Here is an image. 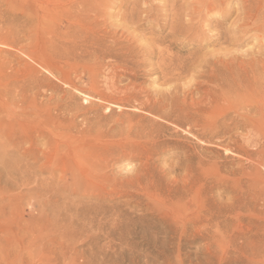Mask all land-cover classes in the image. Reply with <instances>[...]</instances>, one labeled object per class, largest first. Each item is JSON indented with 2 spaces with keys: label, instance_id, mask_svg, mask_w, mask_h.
I'll list each match as a JSON object with an SVG mask.
<instances>
[{
  "label": "rangeland",
  "instance_id": "rangeland-1",
  "mask_svg": "<svg viewBox=\"0 0 264 264\" xmlns=\"http://www.w3.org/2000/svg\"><path fill=\"white\" fill-rule=\"evenodd\" d=\"M62 1L64 4L63 8H65V6L74 7V11L78 9V11L82 10V13L84 12L83 9L85 12L87 10V12L83 14L89 15L87 18L88 21L90 17H93L90 19L92 21H86L85 23L86 26L88 24L90 25L87 27L84 25V29L82 28L84 31H88L84 32L82 36L84 40L82 38V40H77L79 41L77 45L80 50L77 49L76 51L79 53L82 49L83 51L80 53L85 55V53L87 54L97 47L96 50H98V52L96 55L98 58H94L93 60V57L90 59L88 55L85 56L84 62L89 69L83 70L77 68L75 66V61L72 59L62 61L56 58L53 52L48 49L46 50L47 52L42 53L38 49L39 46L30 41V36L35 32V27L33 26L34 18L31 16L35 15L37 9L35 4L39 2V0H0V264L255 263V261L259 259L253 256L254 252H261V250L264 249V100L262 102V107L258 105L261 101H259L256 106L254 105L251 107L256 108L257 112V114H255L254 111H252V115L254 113L256 117L258 115L260 116L255 118V115H253L254 123H252L253 126L252 124L250 125L251 128L253 127L252 130L249 126L245 127V125H243L244 121L236 119L235 124L239 125V129L237 127V129L233 130L231 132L233 135L221 134L219 137L216 136L217 139L216 137L212 139L214 143H207L205 141L207 137L202 139L204 140L202 143H198L192 136L185 133L183 134V131H176L177 129L172 125V129L174 130L171 131L170 123L158 122V120L154 119L151 115H144L145 112L147 113L149 110L145 109L144 111L143 108L141 109L142 106L140 105V103H145L146 101H149L150 105L156 102L158 103L159 100H162L161 98L163 95L165 96L163 93H169L166 98L167 100L164 99L166 102H161L167 103L169 98L168 103L174 101V105L173 102L171 103L174 108L181 107L178 109L184 110L187 113H192L193 106H197L200 99L202 100L201 96H203L202 102H206L204 101L206 100V91L204 90L208 89L205 82L208 80L207 75L209 74V69L202 67L205 62L217 59L218 57L214 58V56L223 51L229 52V57L239 59L237 60L238 62L242 60L247 61L251 58L250 55H252V53L250 55L244 54V51L248 49H252L256 52L253 57L259 56V53H257L259 42L256 40L258 37H255H260L262 34L260 32H255L256 34H252L253 32L250 34L249 32V35H247V33L243 40L247 37H251V39L248 38L250 41H247L248 44H246V46H234L231 42L230 45H232H227L225 50L223 48L222 51H220L221 48L219 49L220 46H214L208 39L217 32L221 33L222 31L223 33V30H227L225 28L232 31L235 30L234 27L240 24V22L236 19L235 13L230 15L227 14L225 10L228 9L231 11L233 7L232 11H234V8L244 5V3L245 5L247 3L250 4L251 0H249V2H247L248 0H222V2L224 1L222 5L223 8L221 7L220 10L213 9V11H209L210 13L203 10L204 13L201 11L198 19L194 17L195 21L193 18L191 20V17H184L182 11L188 6L185 10L187 11L194 4L198 3V0H192L194 4L192 2L189 4L191 0H151V2L150 0H98L99 3L96 0ZM70 2L72 5H69ZM225 2L228 4H224ZM122 3H124V5ZM151 3L153 5L156 3L154 6L155 8ZM157 3L159 5H157ZM82 4L87 5V8L85 9L86 6ZM156 5H162L164 7L157 9ZM97 6L101 7L97 8ZM149 6L152 7L150 8ZM225 6H227L226 9H224ZM33 7L36 8L34 9ZM50 7L52 6L50 5ZM167 7L169 8L167 9ZM172 7L174 9H170ZM197 7L199 6H193V8ZM169 9L171 11L175 10L176 12H171ZM32 10L35 11L33 12ZM125 11H129L127 15ZM164 11L166 13H164ZM215 11L218 12L216 13ZM121 12H123V14H121ZM171 13H173V16ZM175 13H177V15ZM218 13L223 14L219 15ZM226 14L228 17L225 16L224 20H219L221 16ZM94 15H96V17H94ZM122 15L126 16H123V18ZM129 15H131L130 18ZM1 16L4 17L2 18ZM24 16L28 17L26 18ZM12 17L17 18L13 19V21L11 19ZM120 17L123 19L126 18L127 20L125 19L126 21L124 20V22ZM201 17L209 19L210 22ZM23 18L29 20L27 21ZM30 20L33 21V23L30 22ZM176 20H178V22H183L181 25L186 24L189 27H187V29L185 28L184 31H177L176 29V33L178 32L177 35L180 37H177V35L173 37L171 35L167 38L166 34L171 32L169 29H171V26L174 24L173 22ZM190 21L193 22L191 23ZM20 22L22 24H20ZM25 22L29 23L23 25ZM189 22L192 25H190ZM205 22L206 24H204ZM126 23H128V25ZM196 24L197 26H195ZM62 25L59 31L66 29V32H68L69 26L65 22H63ZM198 25H203V28L198 27ZM164 27H166V30ZM31 28L33 29L30 30ZM89 28H93V30L90 29L93 32L89 31ZM124 28H126V30L128 28V33ZM200 29L203 30L200 32ZM89 33L93 37L91 35L88 36ZM113 33H117L119 36H113ZM182 33L183 36L181 35ZM68 34L63 35V37L61 36V38L64 39H57L58 41L54 39L51 44L52 48L54 50L56 49L58 52H61V49L65 52L67 46H74L75 49L74 42L76 41L70 38V33ZM86 34L88 37H86ZM229 34L226 35V37L232 35V33ZM198 35H200V37ZM100 37L102 43L99 40ZM94 38L97 39L95 40ZM60 40L63 41V43L60 42ZM91 40L94 41L91 43ZM98 40L100 43L97 42ZM57 42L58 44L60 43L59 47L61 46V49H57ZM65 43L66 47L63 48L62 45H65ZM103 43L105 44L103 45ZM112 43L114 44L112 45ZM117 43L118 45L120 44L119 47ZM238 43H240V41ZM47 44H49V42ZM54 44L56 47H54ZM91 44L92 47L90 46ZM80 45H82L83 48ZM86 46H88V48H86ZM120 46H122V48ZM128 46H130L129 49H127ZM138 46L140 47V51ZM71 47H67V50L70 49L72 51L73 48ZM109 47H111V49H109ZM254 47L257 49H254ZM226 48L228 50H226ZM85 49H88V51ZM70 50L68 51L70 52ZM102 50H104V52ZM110 50L112 52H110ZM128 50H130V52ZM141 50H143V52ZM145 50L152 51L151 57L142 58L141 55L144 56ZM70 54L73 53L70 52ZM125 55L130 57L128 58ZM124 58H128L127 61ZM130 58L131 60H129ZM89 59L91 61H89ZM123 62H125V64ZM134 62L141 66H137ZM142 62H146L147 64L151 62L153 65L150 63L151 65L148 64L149 66H147L145 63L146 65L144 66ZM159 66L161 69L158 68ZM164 67H167V70L171 69V72H166ZM168 67L170 69H168ZM152 69H154V71H152ZM158 69L162 71L165 70L163 72L164 80L162 79L163 73ZM129 70L132 72H129ZM156 70L158 71L156 72ZM134 71L135 73H133ZM176 73H179V77L175 79ZM165 75L171 76L172 79L168 77V81L165 80ZM80 76L83 77L81 80H79ZM89 77L93 80L95 87L100 88H97L98 93L106 97L105 99L107 100V104L106 102L105 104L104 102H99L98 97H95V99H97L94 100V104L100 107H97L98 109L102 110L106 108L105 111L103 110L102 112L107 114H103L107 121H103V127L105 129H102L106 130L113 127L114 120L116 119V117L114 119L113 115L116 116V109L119 108L122 111L124 109V113L122 114L123 120H127V116L131 114L130 116H132V119L135 121L134 123L131 119L132 124L139 125L143 123L140 126L146 127L148 125L147 127H150V120L153 119V121L151 120L152 122H158V124H162V126L165 127L160 128L157 126L159 130L154 128V135H151L152 138L150 136L149 138H142L141 140L145 141H138L139 147H137L138 145L133 146L135 149L129 147L128 151L127 147H125L122 148V151L120 150L121 148H115L114 151H109V153L105 155L106 157L104 156V160L98 165L93 163L92 166H81L73 160H63L62 153L59 152L55 154L54 152L60 137L72 134L75 130V126L80 129L84 128L86 125L88 126L87 122L89 125L94 122L92 119L90 123L93 114L87 111L90 109L89 105L86 107L88 103H81V100L84 98L79 95L77 91L79 88L85 90L90 88ZM171 82H175L173 84H175L176 87ZM130 84L133 87H131ZM127 85H130V89ZM168 85L169 87L167 88L166 86ZM113 88L115 90L117 89L116 94ZM110 89L111 91H109ZM159 91L160 93H158V96L160 97L158 98L156 93ZM136 92L137 95L139 94V97H137L135 101L133 99H130V102H128V99L127 101L122 100L125 107L123 108V106H121L123 104L119 100L125 97L122 96V93L136 94ZM171 93L173 95L176 93V95L173 96ZM113 95L116 97H113ZM148 96L151 97V99ZM171 96L175 99L171 98ZM175 96L178 97L177 100ZM77 98H79L78 100L80 103L77 102ZM108 98H110V101ZM175 100L179 102L181 106H178ZM108 101L110 103H112V101L115 103L121 102V105L119 106V104H116L113 107L108 106ZM160 101L158 104H161ZM234 101L235 103L232 106V110L236 113H229V120H224L225 124H229L230 118H232V116L234 117L235 114L242 115L247 112V108L245 106L243 107L241 104L240 97H234ZM98 102L99 104H97ZM75 103H77V106L79 105L78 107H81L82 110H85H81L80 112V108H76L77 106ZM136 103L140 106H136ZM182 105L183 107L185 105V107L190 108H183ZM133 106L136 107L134 108ZM259 107H261L262 115L258 113L260 110ZM40 108H42V111L37 110ZM108 108L110 110H108ZM76 109L79 111L76 112ZM139 109H141L142 112ZM257 109L259 110L257 111ZM114 110H116V113L113 112V114L112 111ZM121 110H118V113H122ZM130 110H134V114L138 112L144 117L142 118V116L138 114L141 118L137 115L139 119H136V114L134 116ZM110 111L111 113H109ZM108 114H113L112 118L114 120L112 118L111 120ZM89 115H91V117ZM149 117L151 119H149ZM84 118L86 124L83 121ZM128 118L130 121L131 117L128 116ZM144 118L146 120H144ZM110 120L113 121V123L111 122V125H105L107 122L109 123ZM137 120L140 123H138ZM144 121L149 122V124ZM162 132L165 133V135H163ZM168 132L173 134L172 137L175 139H172ZM235 135H237V137ZM23 136H25L27 140L18 143L19 140H22ZM178 136V139L182 136L180 139L181 142L176 139ZM161 137L162 140L164 139L163 141L167 140V143L163 142ZM157 139L158 145H156ZM183 139L186 141L183 142ZM147 140L149 142L152 141L151 143L153 144L149 143ZM169 140L172 141L170 142ZM173 140H178V142H173ZM145 143H147V145ZM182 143L184 145H182ZM194 143L195 145L197 144V146H195ZM161 144L164 146H161ZM185 144L188 147L185 146ZM211 144L215 145L211 147ZM227 144L232 145L231 151L225 150ZM140 145H142V147H140ZM152 145L156 147L153 146V149H151ZM193 145L195 149L191 147ZM147 146L150 148L147 149ZM200 146H203L202 149H200ZM221 146L223 147L221 148ZM162 147L163 149H161ZM137 148H139L138 154ZM154 148H157V150L160 148V150L157 151ZM149 149L151 150L150 152H148ZM131 150L134 154L130 152ZM208 150L211 151L209 152ZM124 151L127 152L124 153ZM118 152L122 155L124 153V155H119ZM189 152L191 154L194 152L195 161L206 159L207 161H205L210 164L209 166V164L206 163L204 174L201 176L202 180L197 185V187H199V185L202 186L201 200L203 204L201 210L207 219V222L204 221L202 225L196 223L199 209L198 211H194V207H192L194 212H191L185 210L183 207L184 203L188 205L189 198L186 192L185 194L182 192L184 190L186 191L185 183L188 182V172L185 166L187 164L186 157L188 158L191 155ZM207 152H209V155H207ZM213 153L219 156L216 157ZM247 153L250 155L249 158L246 156L248 155ZM115 154L117 155L115 156ZM209 156L212 158L210 159ZM214 156L216 160L213 159ZM145 158L149 161V164ZM212 161L217 162L213 163ZM211 162L213 163L212 166ZM146 164H148L149 167ZM130 168H132L131 171ZM140 169L144 170L141 171ZM146 169L149 170V173H147ZM145 173L148 175L151 174L154 183H157L155 186H158L155 187L156 190H153V193L155 194L157 192L158 194L154 195L152 191L148 194L143 191L138 192L136 188H134L135 186H131L127 182L124 184L125 181H133V179H137L139 175L142 176ZM84 174L92 175L93 179L90 182L83 181L82 176ZM127 184L129 186H127ZM181 184L182 186H180ZM133 188L135 191H133ZM173 193H175V196ZM148 195H154L152 196L153 199L156 197L159 198V200L156 198V200L154 199L155 201L151 200L152 197L150 198ZM156 195H158V197ZM165 195H168V198L173 197V200L171 198H166ZM183 196H186L185 199ZM160 197H162L161 200ZM179 197L184 200L181 198V200H179ZM156 201L158 204H156ZM162 201L165 202L166 206ZM176 202L178 204H176ZM176 208H178L177 211Z\"/></svg>",
  "mask_w": 264,
  "mask_h": 264
},
{
  "label": "bare ground",
  "instance_id": "bare-ground-1",
  "mask_svg": "<svg viewBox=\"0 0 264 264\" xmlns=\"http://www.w3.org/2000/svg\"><path fill=\"white\" fill-rule=\"evenodd\" d=\"M68 1V0H67ZM73 1H76V0H73ZM73 1H72V3H73ZM84 1V0H83ZM88 1V0H87ZM98 3H99V1L98 0H96ZM127 1V0H126ZM129 1V0H128ZM137 1V0H136ZM196 1V0H195ZM194 1V2H195ZM86 2V1H85ZM124 2V1H123ZM150 2H151V0H150ZM191 2L193 3V1L191 0L190 2H189V4H191ZM224 2V1H223ZM223 2H222V0H206V1H202V0H198V3H196V4H194L195 6H199V7H197V8H193V6L192 7H190V8H192V9H188L187 11H189V12H187V11H185L186 10V8L188 7H186L185 9H184V11H182V13H184V14H182L184 17H191V20H192V18H193V20L195 21V19H194V17L195 18H199L200 17V14H201V11H203V10H206V12L208 11H210L211 12V10L213 11V9H217V10H220L221 9V7H222V5H223ZM244 2V1H243ZM247 2H249V0L247 1ZM246 2V3H247ZM76 3H78V2H76ZM84 3V2H83ZM86 3H88V2H86ZM129 3V2H128ZM154 3V2H153ZM167 3V2H166ZM123 5H124V3H122ZM152 4V3H151ZM150 4V5H151ZM156 4V3H155ZM155 4L153 5V7L155 6ZM161 4V3H160ZM165 4V3H164ZM188 4V5H189ZM224 4H228V3H224ZM248 4V5H247ZM246 5H245V3H244V5H240L239 7H236V8H234L235 10L234 11H232L233 10V7H232V9H231V11L230 10H228V9H226L227 8V6H225V8L224 9H226L225 10V12L227 11V14H230V15H232V14H236V19L240 22V24H238V25H236L234 28H235V30H229L228 28H225V29H227V30H223V33H222V31H221V33H219V32H217L216 34H213V36L212 37H210V38H208L209 39V41H211V43H213V45L215 46V45H217V46H220L219 47V49H220V51H222L223 50V48H224V50H225V47H227V45H230V43L232 42L233 43V45L234 46H238V47H242L241 45H245L246 46V44H248L247 43V41H250V40H248V38H250L251 39V37H247V38H245L244 40H243V38L244 37H246L245 35L247 34V35H249V32H250V34L252 33V34H254L255 32H260V33H262L261 35H263V36H261L260 35V37L259 36H256L255 38H257L256 40H257V42H259L258 43V45H259V48L257 49V48H255L254 47V49H257L258 51H257V53H259V56H256V57H253V55L254 54H256V52H254V50H250V49H248V50H245L244 51V54L245 55H250L251 53H252V55H250V59H248L247 61H237V60H239V59H237V58H235V57H229L230 56V53L229 52H227V51H223V52H221L220 54H218V55H215L214 56V58H217V59H213V60H211L210 62H205V64L202 66V67H204V68H208L209 69V74L207 75V78H208V80H206V85H207V87H208V89L207 90H204V91H206L205 92V95H206V100H204V101H206V102H202V100H203V96H201L202 97V100L200 99V101L198 102V104H197V106L195 105V106H193L194 108H193V111H192V113H187L186 111H184V110H181V109H178V108H181V107H178V108H174V101H172L173 102V105L171 104L172 102H170V103H168L169 102V98H168V101H167V103H164V102H166V101H164V99H166L167 98V95L169 94H166V93H163V94H165V96L163 95V97L161 98L162 100L161 101H164V102H161L160 100V103L161 104H158L159 103V101H158V103L156 102V103H154L153 105H150V103H149V101H146L145 102V98H144V102L145 103H140V105L142 106L141 107V109L143 108L144 109V111H145V109H148V110H146V111H148L147 113L145 112V114L144 113H142V114H144V115H151L152 117H154V119H157L158 120V122L159 121H162V123L163 122H165V123H167V124H169L170 125V129H171V131L172 130H174V129H172L173 127L175 128V129H177L176 131H178V130H181V131H183L182 133L184 134H187V135H189V136H192L196 141H198V143H202V141H204V140H202L203 138H206L207 137V139L205 140L207 143H214L213 142V140L212 139H214L216 136H218L219 137V135H228V134H231V132L233 131V130H235V129H237V127L239 126L238 124L236 125L235 123H236V119H241L242 121H244L243 122V125H245V127H250V125L252 124V123H254V121H253V115H255V114H257V112H256V108H251L252 106H256L258 103H259V101H261V103H259L258 105H260L261 107H262V102H263V100H264V0H251L250 1V4L249 3H247ZM50 5L52 6V7H50ZM58 5V6H57ZM67 5H68V2H67ZM69 5H72L71 4V2H70V4ZM76 5V4H75ZM79 5V4H78ZM82 5H84V6H86L85 7V9L87 8V5H85V4H82ZM98 5H100V4H98ZM128 5V4H127ZM157 5H159L158 3H157ZM156 5V8L158 9V8H162V7H164V6H157ZM166 5V4H165ZM35 6H37V9H36V11H35V15L34 16H31L32 18H34V24H33V26L35 27V32L30 36V41L31 42H33L35 45H37V46H39L38 47V49H39V51L40 52H42V53H45V52H47L46 50L48 49V50H50L51 52H53V54L56 56V58H58V59H60V60H62V61H68V60H70V59H72V60H74L75 61V66L77 67V68H81V69H89V68H87V64L84 62L85 60V56L86 55H88L89 56V58L91 59L92 57H93V60H94V58L96 59V58H98V56L96 55L97 54V52H98V50H96V48L94 49V50H92L91 52H88L87 54L85 53V55L84 54H81L82 52L81 51H83L82 49H81V53L79 52V53H77L76 51H77V49H78V45H77V42H79V41H77V40H79V39H81L82 38V36L84 35V32H87V31H84L83 29V26L85 25V23H86V21H88L87 20V18H88V16H87V14H83V13H86L87 12V10H86V12H85V10L83 9V13H82V10H79L78 11V9H77V11L75 10L74 11V7H70V6H65V8H63L64 7V4H63V1L62 0H39V2H36V4H35ZM79 6H81V5H79ZM170 6V5H169ZM237 6V5H236ZM94 7V6H93ZM92 7V8H93ZM98 7H101V6H97V8ZM150 7V6H149ZM152 7V6H151ZM150 7V8H151ZM34 8V7H33ZM32 8V9H33ZM36 8V7H35ZM34 8V9H35ZM74 8V9H73ZM77 8V7H76ZM81 8V7H80ZM155 8V7H154ZM169 7H167V9H168ZM223 8V7H222ZM105 9V8H104ZM156 9V10H157ZM159 9V10H160ZM170 9H174L173 7L172 8H170ZM169 9V11H171ZM90 10V9H89ZM94 10V9H93ZM133 10V9H132ZM162 10H164V9H162ZM161 10V11H162ZM180 10V9H179ZM33 11V10H32ZM33 11V12H34ZM91 11V10H90ZM95 11V10H94ZM107 11V10H106ZM108 11H109V9H108ZM136 11V10H135ZM173 11H175V10H173ZM173 11H171V12H173ZM222 11H224V10H222ZM93 12V11H92ZM126 12V11H125ZM124 12V13H125ZM127 12H129V11H127ZM127 12H126V15H127ZM134 12V11H133ZM132 12V13H133ZM176 12V11H175ZM178 12V11H177ZM209 12V13H210ZM216 13L218 12V11H215ZM32 13V12H31ZM110 13V12H109ZM132 13H130V14H132ZM164 13H166L165 11H164ZM203 13H204V11H203ZM90 14V13H89ZM91 14H93V13H91ZM96 14V13H95ZM121 14H123V12H121ZM142 14H143V12H142ZM176 15H177V13H175ZM219 14V13H218ZM217 14V15H218ZM223 13H221V14H219V15H222ZM227 14L226 15H223V16H221V18L219 19V20H221V19H225V16H227ZM125 15V16H126ZM171 15L173 16V13H171ZM213 15H215V14H213ZM10 16H13V15H10ZM17 16V15H16ZM29 16V15H28ZM27 16V17H28ZM124 15H122V17H123ZM124 16V17H125ZM130 16L131 15H129V18H130ZM204 16V15H203ZM2 17V16H1ZM4 17V16H3ZM2 17V18H3ZM14 17V16H13ZM11 18L12 20L13 19H16V18ZM21 17V16H20ZM24 17H26V16H24ZM26 17V18H27ZM94 17H96V15H94ZM98 17V16H97ZM119 17V16H118ZM117 17V18H118ZM123 17V18H124ZM133 17V16H132ZM215 17V16H214ZM228 17V16H227ZM8 18H10V17H8ZM30 18V17H29ZM93 18V17H92ZM91 17H90V19H92ZM121 18V17H120ZM123 18H121V20L123 19ZM202 19L204 18V17H201ZM206 18H207V16H206ZM206 18H204L206 21H208V22H210L209 21V19H206ZM208 18H210V17H208ZM19 19V18H18ZM17 19V20H18ZM23 19H25V18H23ZM31 19V18H30ZM89 19V21H92V20H90ZM99 19V18H98ZM97 19V20H98ZM104 19V18H103ZM119 19V18H118ZM126 19V18H125ZM125 19H123L122 21H124ZM185 19V18H184ZM201 19V20H202ZM3 20V19H2ZM11 20V21H12ZM21 20H22V18H21ZM21 20H19V21H21ZM25 20H29V19H25ZM31 20H33V19H31ZM30 20V22H32L33 23V21H31ZM127 20V19H126ZM125 20V21H126ZM218 20V19H217ZM222 20V21H223ZM14 21V20H13ZM24 21V20H23ZM88 21V22H89ZM101 21V20H100ZM105 21V20H104ZM124 21V22H125ZM128 21H129V19H128ZM131 21V20H130ZM181 21H183V20H181ZM186 21V20H185ZM185 21H184V23H185ZM187 21H189V20H187ZM221 21V22H222ZM16 22H18V21H16ZM63 22H65L69 27H68V32H66V29L65 30H63V31H59V29L63 26L62 24H63ZM95 22V21H94ZM160 22V21H159ZM166 22V21H165ZM191 22V21H190ZM189 22V23H190ZM193 22V21H192ZM191 22V23H192ZM198 22V21H197ZM225 22V21H224ZM238 22V23H239ZM27 23H29V22H25L23 25H26ZM97 23V22H96ZM174 24L171 26V29H169V31H171L169 34H166L167 36V38H169V36H175V35H177V33H176V29H177V31H180V30H183L184 31V29L186 28L187 29V27H189V26H187L186 24H182L181 25V23H183V22H178V20H176V21H174L173 22ZM190 23V25H192ZM195 23V22H194ZM214 23V22H213ZM217 23H218V21H217ZM20 24H22L21 22H20ZM110 24V23H109ZM127 25H128V23H126ZM188 24V23H187ZM204 24H206V22L204 23ZM88 25H90V24H88ZM87 25V26H88ZM98 25V24H97ZM134 25V24H133ZM136 25V24H135ZM194 25V24H193ZM29 26V25H28ZM86 26V25H85ZM86 26V27H87ZM110 26V25H109ZM122 26V25H121ZM126 26V25H125ZM178 26V27H177ZM195 26H197V24L195 25ZM203 26V25H202ZM201 25L199 26L198 25V27H200V28H203ZM207 26H208V24H207ZM206 26V27H207ZM117 27V26H116ZM194 27V26H193ZM192 27V28H193ZM29 28V27H28ZM27 28V29H28ZM80 28H81V30H80ZM83 28V29H82ZM98 28H99V26H98ZM100 28H102V27H100ZM114 28V27H113ZM121 28V27H120ZM165 28V30H166V27H164ZM233 28V29H234ZM33 28H31L30 30H32ZM85 29H87V28H85ZM91 28H89V31H91V30H93V28L90 30ZM97 29V28H96ZM96 29H95V32H96ZM104 29V28H103ZM116 29V28H115ZM117 29H118V27H117ZM117 29H116V31H117ZM125 30H126V28H124ZM197 29H199V28H197ZM101 30V29H100ZM100 30H98V31H100ZM119 30V29H118ZM121 30V29H120ZM127 30H128V28H127ZM126 30V31H127ZM190 30V29H189ZM203 29H200V32L202 31ZM66 33H65V32ZM102 31V30H101ZM105 31V30H104ZM185 31H187V30H185ZM191 31V30H190ZM193 31V30H192ZM91 32H93V31H91ZM113 32V31H112ZM182 32V31H181ZM212 32V31H211ZM22 33H23V31H22ZM68 33H70L71 35H70V38H73L72 40H74V41H76V42H74V45H75V49H74V46L73 47H71V46H67V47H71V48H73L74 49V51H73V49H72V51L70 50V49H68V50H70V52L71 53H73V54H70V52L67 50V47H66V43H65V45H62V47L64 48V47H66L65 48V52L64 51H62V49L59 47V44H58V42L56 43L57 45H58V48L57 49H61V52H64V53H61V52H58V51H56V49L54 50L53 48H52V46H51V44H52V41L54 40V39H56V41H58L57 39H60L61 38V36L63 37V35H66V34H68ZM99 33V32H98ZM103 33V32H102ZM105 33V32H104ZM120 33H121V31H120ZM127 33H128V31H127ZM127 33H125V34H127ZM164 33V32H163ZM191 33V32H190ZM229 33H232V37L231 36H228V37H226V35H228ZM100 34V33H99ZM106 34H107V31H106ZM105 34V35H106ZM114 34V33H113ZM112 34V35H113ZM193 34V33H192ZM196 34V33H195ZM200 34V33H199ZM256 34V33H255ZM89 35H91L90 33L88 34V36ZM115 35H117V37L119 36L117 33L116 34H114L113 36H115ZM182 36H183V33L181 34ZM188 35V34H187ZM202 35V34H201ZM230 35V34H229ZM27 36V35H26ZM72 36V37H71ZM87 36V34H86V37H88ZM92 36V35H91ZM98 36V35H97ZM101 36V35H100ZM106 36H108V35H106ZM186 36V35H185ZM190 36V35H189ZM196 36V35H195ZM199 37H200V35H198ZM251 36H253V35H251ZM28 37V36H27ZM67 37V36H66ZM85 37V38H86ZM93 37V36H92ZM91 37V38H92ZM96 37V36H95ZM110 37H111V35H110ZM177 37H180L179 35H177ZM197 37V36H196ZM68 38H69V34H68ZM98 38V37H97ZM96 38V39H97ZM113 38V37H112ZM254 38V37H253ZM61 39H64V38H61ZM83 39V38H82ZM81 39V40H82ZM95 39V38H94ZM95 39V40H96ZM102 39H103V37H102ZM123 39V38H122ZM69 40H71V39H69ZM84 40V39H83ZM86 41H88L87 39H85ZM99 40L101 41V37L99 38ZM99 40L97 41V42H99ZM105 40V39H104ZM108 40V39H107ZM112 40V39H111ZM167 40V39H166ZM185 40V39H184ZM193 40H194V38H193ZM67 41V40H66ZM92 41H94V40H91V43H92ZM116 41V40H115ZM240 41V43H238ZM49 42V44H47ZM55 42V41H54ZM60 42H62L63 43V41H61L60 40ZM69 42V41H68ZM96 42V43H97ZM192 42H194V41H192ZM100 43V42H99ZM101 43H102V41H101ZM116 43V42H115ZM252 43V42H251ZM254 43V42H253ZM81 44V43H80ZM84 44V43H83ZM87 44V43H86ZM105 43H103V45H104ZM114 43H112V45H113ZM236 44H238V45H236ZM55 45V44H54ZM72 45V44H71ZM95 45V44H94ZM100 45V44H99ZM106 45H108V44H106ZM109 45H111V44H109ZM111 45V46H112ZM117 45H118V43H117ZM120 45V44H119ZM119 45H118V47H119ZM232 45V44H231ZM230 45V46H231ZM47 46V47H46ZM80 46H82V45H80ZM79 46V47H80ZM91 47H92V44L90 45ZM89 46V47H90ZM101 46V45H100ZM132 46V45H131ZM216 46V47H217ZM244 46V47H245ZM251 46V45H250ZM254 46H256V45H254ZM54 47H56V45L54 46ZM94 47V46H93ZM104 47V46H103ZM117 47V48H118ZM121 48H122V46H120ZM82 48H83V46H82ZM85 48V47H84ZM86 48H88V46H86ZM108 48V47H107ZM106 48V49H107ZM120 48V50L122 51V49ZM126 48V47H125ZM130 48V46H128V48L127 49H129ZM137 48V47H136ZM138 48H139V51H140V47L138 46ZM137 48V49H138ZM147 48V47H146ZM249 48H251V47H249ZM109 49H111V47H109ZM148 49V48H147ZM218 49V50H219ZM78 50H80V49H78ZM85 50H87L88 51V49H85ZM114 50H116V49H114ZM125 50V49H124ZM151 50V49H150ZM155 50V49H154ZM226 50H228L227 48H226ZM86 51V52H87ZM103 52H104V50H102ZM116 51H118V50H116ZM129 52H130V50H128ZM127 51V52H128ZM133 51V50H132ZM131 51V52H132ZM139 51H137V52H139ZM142 52H143V50H141ZM219 51V52H220ZM110 52H112L111 50H110ZM120 52V51H119ZM141 52V53H142ZM152 51H148V50H145V52H144V56L143 55H141L142 56V58L143 57H151V55H152V53H151ZM155 52V51H154ZM99 53H100V51H99ZM104 54V53H103ZM102 54V55H103ZM106 54H107V51H106ZM114 54H116V53H114ZM129 54V53H128ZM127 54V55H128ZM131 54V53H130ZM140 54V53H139ZM72 55V56H71ZM105 55V54H104ZM117 55V54H116ZM119 55V54H118ZM157 55V54H156ZM106 56V55H105ZM107 56H108V54H107ZM120 56V55H119ZM126 56V55H125ZM124 56V57H125ZM132 56V55H131ZM102 57V56H101ZM115 57V56H114ZM113 57V58H114ZM116 57H118V56H116ZM126 57H128V56H126ZM130 57V56H129ZM128 57V58H129ZM133 57V56H132ZM131 57V58H132ZM138 57H139V55H138ZM154 57V56H153ZM229 57V58H228ZM87 58V57H86ZM104 58V57H103ZM120 58V57H119ZM122 58V57H121ZM127 58V59H128ZM131 58L129 59V60H131ZM89 59V61H91ZM107 59V58H106ZM109 59H111V58H109ZM115 59H117V58H115ZM125 59V58H124ZM124 59H122V60H124ZM127 59H125L126 61H127ZM133 59V58H132ZM136 59V58H135ZM147 59V58H146ZM145 59V60H146ZM150 59V58H149ZM152 59H155V58H152ZM108 60V59H107ZM121 60V61H122ZM128 60V61H129ZM134 60V59H133ZM132 60V61H133ZM145 60H143V61H145ZM151 60V59H150ZM241 60V59H240ZM117 61V60H116ZM131 61V62H132ZM130 62V63H131ZM138 62V61H137ZM151 62H153V61H151ZM151 62H148V64H150ZM124 64H125V62H123ZM129 63V62H128ZM127 63V64H128ZM135 63V62H134ZM134 63H133V65H134ZM142 63H144V62H142ZM146 63V62H145ZM144 63V66L147 64H145ZM101 64V63H100ZM121 64V63H120ZM136 64V63H135ZM147 64V66H149ZM152 64V63H151ZM150 64V65H151ZM90 65V64H89ZM98 65V64H97ZM137 65V64H136ZM143 65V64H142ZM153 65V64H152ZM91 66V65H90ZM122 66H125V65H122ZM127 66V65H126ZM131 66V65H130ZM129 66V67H130ZM137 66H139V65H137ZM141 66V65H140ZM139 66V67H140ZM143 66V67H144ZM146 66V67H147ZM120 67V66H119ZM132 67V66H131ZM138 67V68H139ZM96 68V67H95ZM107 68V67H106ZM128 68V67H127ZM142 68V67H141ZM159 69H161L160 68V66L158 67ZM163 68V67H162ZM165 68V67H164ZM167 68V67H166ZM165 68V70H166V72L167 71H169V72H171L170 70V68L168 67V69H170V70H167ZM92 69H94V68H92ZM119 69V68H118ZM126 69V68H125ZM134 69V68H133ZM156 69V68H155ZM158 69V70H159ZM177 69V68H176ZM91 70V69H90ZM132 70V69H131ZM131 70H129V72L131 71ZM158 70H156V72L158 71ZM165 70H159L160 72H164ZM174 70H175V68H174ZM179 70V69H178ZM180 70H181V67H180ZM87 71H89V70H87ZM122 71V70H121ZM127 71V70H126ZM126 71H125V73H126ZM151 71V70H150ZM152 71H154V69H152ZM176 71V70H175ZM132 72V71H131ZM160 72H158V73H160ZM168 72V73H169ZM198 72V71H197ZM67 73V72H66ZM84 73V72H83ZM120 73V72H119ZM133 73H135V71L133 72ZM133 73H132V75H133ZM154 73V72H153ZM170 74V73H169ZM169 74H167V75H169ZM179 74V73H178ZM177 73H176V75H178ZM67 75V74H66ZM92 75V74H91ZM94 75V74H93ZM92 75V76H93ZM129 75V74H128ZM163 75V80H164V73L162 74ZM167 75H165L166 76V78H165V80H167V78L168 77H170L171 78V76H167ZM171 75V74H170ZM173 75V74H172ZM175 75V79H176V77H179V75L178 76H176ZM95 76V75H94ZM159 76V75H158ZM124 77V76H123ZM127 77V76H126ZM134 77V76H133ZM83 77L82 76H80L79 77V80H81ZM108 78H110V77H108ZM107 78V79H108ZM132 78V77H131ZM112 79V78H111ZM127 79H130V78H127ZM158 79V78H157ZM169 79V78H168ZM172 79V78H171ZM88 80H89V85H90V88H88L87 90H85V89H81V88H79L77 91H78V94L79 95H81L84 99H80L81 100V103L82 102H85V104L86 103H88L87 105H86V107L89 105V107H90V109L89 108H87V109H89V110H87V111H90L89 113H91V114H93L92 115V118H91V121H90V123L92 122V119L94 120V122H92L90 125H89V123L87 122V124H88V126L86 127L85 125V127L84 128H80V129H78V127H74V132L72 133V134H70V135H63L62 137H60V139L58 140V145H57V147H56V149H55V154H58L59 152L60 153H62L63 154V160H65V159H67V161H70V160H73V161H75V162H77V164L78 165H81V166H83V165H89V166H92V164L93 163H96L95 165H98L101 161H103L104 160V158L106 157L105 155L107 154V153H109V151H114L115 150V148L117 149V148H121L120 150L122 151V148H125V147H127V150L129 151V147L130 148H133V146H135V145H138L139 144V142H140V140L142 139V138H144L145 139V137H148L149 138V136L151 137V135L154 133V128H157V126L158 127H163L162 126V124H158V122H152L153 121V119H151L150 117H149V119H151L150 120V123H151V126L150 127H147L148 125L147 124H149V122H147V128L149 129H147L145 126H140V125H142L143 123V121L141 122L142 124H139V125H137V124H132V122H131V119H132V116H130L131 114H129L128 116L129 117H131L130 118V121L128 120L129 118H128V116H127V120L125 121V120H123L122 118H123V113H124V109L123 108H125L124 107V104H123V102H122V100H125V101H127V99H128V102H130V99H133L134 101L137 99V97H139V94L137 95V92H136V94H134V93H127V94H124V93H122V96H125L123 99H119L121 102H122V104L123 105H121L120 103H115V102H113L112 101V103H110L109 101H110V98H108V102H109V105L108 106H115L116 104L118 105L119 104V106L121 105V106H123V111L119 108V109H116L117 110V114H116V116L115 115H113L114 113L113 112H115L116 113V110H114V111H112V113L113 114H111V115H109L108 114V116H109V118L111 119L113 116H114V119H115V117H116V119L114 120L113 118V120H114V124H113V127L112 128H109V129H106V130H104L105 128L103 127L104 126V120H106L105 119V116L103 115V114H105V113H103L102 111L104 110L105 111V109L103 108L102 110L101 109H98L97 107H99V106H96L94 103V100H96L95 99V97H98V99H99V102L101 101V102H104V104H105V102H106V104H107V100L105 99L106 97H104L103 95H100L99 93H98V91H97V88L98 87H95V84H94V82H93V80L92 79H90V77L88 78ZM109 80V79H108ZM163 80H161V81H163ZM168 81V80H167ZM107 82V81H106ZM164 83V82H163ZM172 83V82H171ZM173 83H175V82H173ZM172 83V84H173ZM108 85V84H107ZM131 85V84H130ZM130 85H127V87L129 88V86ZM170 85V84H169ZM169 85L168 86H166L167 88L169 87ZM174 86H175V84H173ZM172 85V86H173ZM114 86V85H113ZM135 86V85H134ZM171 86V87H172ZM173 86V87H174ZM205 86V85H204ZM99 87H101V86H99ZM131 87H133L132 85H131ZM170 87V88H171ZM176 87V86H175ZM107 88V87H106ZM127 88V89H128ZM135 88H136V86H135ZM98 89H100V88H98ZM109 89V88H108ZM130 89V88H129ZM138 89V88H137ZM158 89V88H157ZM105 90V89H104ZM113 90L115 91V94H116V90L113 88ZM133 90H134V92H135V89L133 88ZM139 90V89H138ZM138 90H136V91H138ZM141 90V89H140ZM170 90H174V89H170ZM170 90H169V92H170ZM102 91V90H101ZM109 91H111V89L109 90ZM119 91V90H118ZM165 91V90H164ZM121 92V91H120ZM123 92V91H122ZM139 92V91H138ZM140 92H142V91H140ZM173 92V91H172ZM193 92V91H192ZM113 93V92H112ZM126 93V92H125ZM145 93V92H144ZM158 93H160V91L159 92H157L156 94V96H158ZM204 93V92H203ZM124 94V95H123ZM148 94V93H147ZM110 95H111V92H110ZM109 95V96H110ZM171 95H173L172 93H171ZM174 95H176V93L174 94ZM173 95V96H174ZM200 95H203V94H200ZM204 95V96H205ZM106 96V95H105ZM118 96V95H117ZM141 96H142V93H141ZM173 96H171V98H173ZM110 97H112V96H110ZM113 97H116V96H114L113 95ZM149 97V96H148ZM160 96H158V98H159ZM176 97V100H177V96H175ZM234 97H240L241 98V104H242V106L244 107H246L247 108V112L245 113V112H243V113H245V114H242V115H240V114H235V116L233 117L232 116V118H230V123L229 124H225L224 123V120H229L228 119V116H229V113H231V112H234V113H236L235 111H233L232 109V106L234 105V103H235V101H234ZM119 98V97H118ZM146 98H147V96H146ZM150 99H151V97H149ZM148 98V99H149ZM79 98H77V100H78ZM115 99V98H114ZM147 99V100H148ZM156 99V98H155ZM173 99H175V98H173ZM173 99H171V100H173ZM84 100V101H83ZM112 100V99H111ZM116 100V99H115ZM138 100H140V99H138ZM167 100V99H166ZM175 100V101H176ZM98 101V100H97ZM96 101V102H97ZM77 102H79V100L77 101ZM99 102L97 103V104H99ZM127 102V103H128ZM142 102H143V100H142ZM181 102V101H180ZM80 103V102H79ZM153 103V102H152ZM176 103H177V105L178 106H181L180 105V103L179 102H177L176 101ZM176 103H175V106H176ZM179 103V104H178ZM183 103V102H182ZM84 104V103H83ZM133 104V103H132ZM137 105L136 106H140L138 103H136ZM194 104V103H193ZM196 104V103H195ZM75 105L77 106V103H75ZM102 105H103V103H102ZM101 105V106H102ZM126 105V104H125ZM79 106V105H78ZM76 107V108H80L79 110H80V112H81V107ZM80 106H82V105H80ZM106 106V105H105ZM107 106V107H108ZM132 106V105H131ZM136 106H133L134 108L136 107ZM173 106V107H172ZM186 106H188V105H186ZM189 106H192V105H189ZM103 107V106H102ZM128 107V106H127ZM182 107H183V105H182ZM261 107H259V109L261 108ZM84 108H85V106H84ZM100 108V107H99ZM109 108H111V107H109ZM108 108V110H110ZM115 108V107H114ZM113 108V109H114ZM174 108V109H173ZM183 108H190V107H185V105H184V107ZM112 109V108H111ZM129 109H131V108H129ZM141 109H139L140 111H141ZM253 109H255V110H253ZM259 109H257V111L259 110ZM38 111H42V108H40V109H37ZM78 110V111H79ZM85 109H83L82 111H84ZM118 110H121L122 111V113L120 112V113H118ZM192 110V109H191ZM76 112H78L77 111V109L75 110ZM86 111V112H87ZM107 111V110H106ZM126 111H128V110H126ZM125 111V112H126ZM130 111H132L131 113H133V115L135 116V114H136V119H139V118H137V115L139 114L138 112H136L135 114H134V110H130ZM134 111V112H133ZM137 111V110H136ZM139 111V112H140ZM227 111H229V112H227ZM245 111H246V109H245ZM252 111H254V113H253V115H252ZM263 111H264V107H263ZM142 112V111H141ZM106 113H108V112H106ZM109 113H111V111L109 112ZM258 113H260V115H262V111H261V109L258 111ZM126 114H128V113H126ZM88 115V114H87ZM105 115H107V114H105ZM113 115V116H112ZM140 115V114H139ZM138 115V116H139ZM264 115V114H263ZM83 116H85V115H83ZM90 117H91V115H89ZM126 116V115H125ZM133 116V118L135 119V117ZM140 116H142V118L144 117L143 115H140ZM139 116V117H140ZM145 116V117H146ZM259 116V115H258ZM257 116V117H258ZM256 117V115H255V118H257ZM260 117V116H259ZM125 118V117H124ZM141 118V117H140ZM147 118V117H146ZM262 118V117H261ZM111 119V120H112ZM149 119H147V120H149ZM85 120V118L83 119V121ZM110 120V122L108 123H106L105 125H107V124H110L111 122L113 123V121H111ZM142 120V119H141ZM140 120V121H141ZM144 120H146L145 118H144ZM256 120V119H255ZM260 120V119H259ZM258 120V121H259ZM74 121V120H73ZM107 121V120H106ZM105 121V122H106ZM132 121H134L133 119H132ZM235 121V122H234ZM85 122V121H84ZM137 122H138V120H137ZM145 122V121H144ZM145 122V123H146ZM58 123V122H57ZM69 123V122H68ZM134 123H135V121H134ZM138 123H140V122H138ZM161 123V122H160ZM242 123V122H241ZM85 124H86V122H85ZM111 125V124H110ZM145 125V124H144ZM173 127H172V126ZM70 126V125H69ZM252 126H253V124H252ZM165 127V126H164ZM163 127V128H164ZM102 128H104V129H102ZM106 128H108V127H106ZM251 128V127H250ZM253 128V127H252ZM252 128H251V130H252ZM184 129V130H183ZM238 129H239V127H238ZM115 130V131H114ZM156 130H159L158 128L156 129ZM166 130H168V129H166ZM114 131V132H113ZM162 131H163V129H162ZM169 131V130H168ZM171 131H170V133H171ZM180 131V132H181ZM250 131V130H249ZM248 131V132H249ZM164 132V131H163ZM162 132V133H163ZM247 132V133H248ZM160 133V132H159ZM158 133V134H159ZM161 133V134H162ZM169 133V132H168ZM169 133V134H170ZM175 133H178V132H175ZM174 133V134H175ZM179 134V133H178ZM154 135V134H153ZM160 135V134H159ZM163 135H165V133H163ZM171 135V138L172 139H175L174 137H172L173 136V134H170ZM231 135H233V133L231 134ZM230 135V136H231ZM161 136V135H160ZM236 137H237V135H235ZM156 137V136H155ZM167 137V136H166ZM165 137V138H166ZM176 137V136H175ZM233 137V136H232ZM232 137H230V138H232ZM152 138V137H151ZM150 138V139H151ZM156 138H158V137H156ZM179 138V136L176 138V139H178ZM182 138V136L180 137V139ZM169 139V138H168ZM180 139H178L179 141H180ZM187 139V138H186ZM216 139H217V137H216ZM25 140H27V138H25V136H23V138H22V140H19V142L18 143H22V142H24ZM152 140V139H151ZM150 140V141H151ZM160 140V139H159ZM161 140H162V137H161ZM164 140V139H163ZM162 140V141H163ZM178 140H176V141H174L173 140V142H178ZM139 141V142H138ZM141 141H145V140H141ZM148 141V140H147ZM153 141V140H152ZM151 141V142H152ZM157 141V144L156 145H158V139L156 140ZM170 142L172 141V140H169ZM186 140H184L183 139V142H185ZM188 141V140H187ZM212 141V142H211ZM149 142V141H148ZM147 142V143H148ZM151 142H149V143H151ZM154 142H155V139H154ZM163 142H165V143H167V140L166 141H163ZM181 142V141H180ZM189 142V141H188ZM187 142V143H188ZM190 142H191V139H190ZM189 142V143H190ZM218 142V141H217ZM216 142V143H217ZM224 142V141H223ZM18 143H15V144H18ZM143 143V142H142ZM147 143H145L146 145H147ZM218 143H220V142H218ZM141 144V143H140ZM144 144V145H145ZM151 144H153V143H151ZM143 145V146H144ZM160 145V144H159ZM169 145V144H168ZM182 145H184L183 143H182ZM194 145H195V143H194ZM191 146V147H194V149H195V146H197V144L195 145V146ZM201 145V144H200ZM213 145H215V144H213ZM212 144H211V147L213 146ZM217 145H219V144H217ZM235 145V144H234ZM233 145V146H234ZM149 146H150V144H149ZM149 146H147V149L148 148H150ZM153 146L154 145H152V148L151 149H153ZM161 146H164V145H162L161 144ZM161 146H159V147H161ZM166 146H167V144H166ZM185 146H187L186 144H185ZM184 146V147H185ZM226 146V145H225ZM232 145H228L227 144V146H226V148H225V150H229V151H231V147ZM137 147H139V145L137 146ZM140 147H142V145H140ZM146 147V146H145ZM154 147H156V146H154ZM158 147V146H157ZM188 147V146H187ZM202 147L203 146H200V149H202ZM223 146H221V148H222ZM144 148V147H143ZM186 148V147H185ZM197 148V147H196ZM208 148V147H207ZM215 148H218V147H215ZM133 149H135V148H133ZM132 149V150H133ZM138 149V152H137V154L139 153V148H137ZM142 149V148H141ZM144 149H146V148H144ZM143 149V150H144ZM154 149H156L157 150V148H154ZM161 149H163V147L161 148ZM183 149V148H182ZM206 149V148H205ZM212 149V148H211ZM120 150H119V152H120ZM125 150V149H124ZM130 151V152H133V151ZM142 150V151H143ZM159 150H160V148H159ZM159 150H157V151H159ZM189 150V149H188ZM214 150H216V149H214ZM146 151H148V150H146ZM151 150L149 149V151L148 152H150ZM153 151V150H152ZM185 151H186V149H185ZM205 151V150H204ZM209 152L211 151V150H208ZM219 151V150H218ZM119 152H118V154H119ZM125 152H127V151H124V153ZM129 152V153H130ZM144 152H145V150H144ZM143 152V153H144ZM191 152V151H190ZM189 152V153H190ZM209 152H207L208 154L207 155H209ZM227 152V151H226ZM245 152V151H244ZM248 152V151H247ZM114 153V152H113ZM124 153H123V155H124ZM128 153V154H129ZM141 153V152H140ZM147 153V152H146ZM204 153V152H203ZM215 153V152H214ZM213 153V154H214ZM121 154V153H120ZM119 154V155H120ZM132 154V153H131ZM133 154H134V152H133ZM135 154H136V152H135ZM145 154V153H144ZM150 154H152V153H150ZM154 154H155V152H154ZM157 154V153H156ZM191 154V153H190ZM212 154V155H213ZM216 154V153H215ZM214 154V155H215ZM218 154V153H217ZM245 154H246V152H245ZM248 154V153H247ZM111 155H112V153H111ZM114 155V154H113ZM117 154H115V156H116ZM122 155V154H121ZM122 155V156H123ZM130 155V154H129ZM189 155V154H188ZM233 155V154H232ZM105 156V157H104ZM109 156V155H108ZM132 156V155H131ZM141 156V155H140ZM149 156V155H148ZM147 156V157H148ZM153 156V155H152ZM216 156V155H215ZM214 156V158L213 159H215L216 160V157L217 156H219V155H217L216 157ZM225 156V155H224ZM246 156H248V158L250 157V155L248 154V155H246ZM119 157V156H118ZM134 157V156H133ZM132 157V158H133ZM117 158V157H116ZM121 158V157H120ZM131 158V157H130ZM206 158V157H205ZM209 158H210V156H209ZM212 158V157H211ZM210 158V159H211ZM111 159V158H110ZM122 159V158H121ZM133 159H135V158H133ZM146 159V158H145ZM186 159H187V164H186V168H187V174H188V182L187 183H185L186 185V191L184 190V191H182L184 194H185V192H186V194L188 195V205L187 204H185L184 203V205H183V207L185 208V210H187V211H191V212H194V211H198V209H199V211H198V220H196V223H200L201 225H202V223L205 221V222H207V219L205 218V215L203 214V212H202V210H201V206H202V204H203V202H202V200H201V198H202V186L201 185H199V187H197V185L199 184V182H201V180H202V178H201V176H203V174H204V171H205V166L207 165L206 163H208V162H206L205 160H203V159H199V160H197V161H195V156H194V152L187 158L186 157ZM212 159V160H213ZM123 160V159H122ZM131 160V159H130ZM147 160V159H146ZM151 160V159H150ZM230 160V159H229ZM73 161H71V162H73ZM250 161V160H249ZM107 162V161H106ZM105 162V163H106ZM149 161L147 160V163H148ZM209 162H210V160H209ZM213 162V161H212ZM211 162V166H212V164L213 163H215V162H217V161H215V162H213L212 163ZM74 163V162H73ZM149 164V163H148ZM148 164H146L147 166H148ZM209 164V163H208ZM233 164V163H232ZM58 165V164H57ZM125 165V164H124ZM132 165V164H131ZM146 166V167H147ZM209 166H210V164H209ZM214 166V165H213ZM80 167V166H79ZM130 167V166H129ZM128 167V168H129ZM145 167V166H144ZM149 167V166H148ZM50 168V167H49ZM143 168V167H142ZM185 168V169H186ZM131 169L132 168H130V171H131ZM148 169V168H147ZM146 169V171H147V173H149V170H147ZM152 169V168H151ZM91 170V169H90ZM141 170V169H140ZM142 170H144V169H142ZM141 170V171H142ZM156 170V169H155ZM151 171V170H150ZM233 171V170H232ZM236 171V170H235ZM234 171V172H235ZM152 172H154V171H152ZM147 173H145L144 175H142V176H138L137 177V179L135 180V179H133V181H123L124 182V184L127 182L129 185H131V186H135L134 188H136V190L139 192V191H143V192H147V194L148 193H150L151 191H152V194H154L153 193V190H156L155 189V187L156 186H158V185H156L155 186V184H157V183H154V180L151 178V174L150 175H148ZM152 174H154V173H152ZM232 174V173H231ZM233 174H235V173H233ZM154 176V175H153ZM83 181H85V182H90L92 179H93V176L92 175H88V174H84L83 176ZM130 178V177H129ZM154 178V177H153ZM8 179V178H7ZM155 179V178H154ZM126 180V179H125ZM128 180V179H127ZM186 180V179H185ZM5 181H7V180H5ZM156 182V181H155ZM65 183V182H64ZM127 184V186H129ZM13 185V184H12ZM123 185V184H122ZM14 186V185H13ZM114 186H115V184H114ZM180 186H182V184L180 185ZM184 187V186H183ZM182 187V188H183ZM134 188H133V191H135L134 190ZM181 188V187H180ZM157 189H158V187H157ZM160 190V189H159ZM104 192V191H103ZM155 192V191H154ZM173 192H175V191H173ZM160 193V192H159ZM183 193H181V194H183ZM105 194V193H104ZM155 194H158L157 192L155 193ZM154 194V195H155ZM174 194V196H175V193H173ZM183 194V195H184ZM154 195H152V196H154ZM172 195V194H171ZM186 195V196H187ZM148 196H150V198L152 197L151 195H148ZM157 197H158V195H156ZM160 196V195H159ZM186 196H183L184 197V199H185V197ZM165 197L166 198H168V195L166 196L165 195ZM156 197H154V199H155ZM161 198L162 197H160V200H161ZM169 198H171V197H169ZM168 198V199H169ZM181 197H179V200H181L180 199ZM153 199V197H152V199L151 200H154ZM156 199H158L159 200V198H156ZM155 199V200H156ZM172 200H173V197L171 198ZM171 199H170V201H171ZM184 199H182V200H184ZM154 200V201H155ZM157 202V201H156ZM183 202V201H182ZM162 203L163 204H165V202H163L162 201ZM156 204H158V202L156 203ZM161 204V203H160ZM162 204V205H163ZM173 204V203H172ZM176 204H178L177 202H176ZM175 204V205H176ZM183 204V203H182ZM165 206H166V204H165ZM182 207V208H183ZM192 207H194L193 209H194V211L192 210ZM166 208V207H165ZM174 209V208H173ZM177 209L178 208H176V211H177ZM167 210V209H166ZM169 211V210H168ZM175 211V212H176ZM170 212V211H169ZM171 216V215H170ZM172 217V216H171ZM205 219V220H204ZM193 224V223H192ZM199 224V225H200ZM200 227V226H199ZM180 228V227H179ZM253 256L254 257H257V259H259V260H257V261H255V263H253V264H264V249H262L261 250V252H254V254H253Z\"/></svg>",
  "mask_w": 264,
  "mask_h": 264
}]
</instances>
